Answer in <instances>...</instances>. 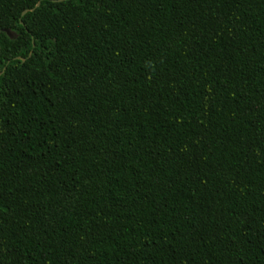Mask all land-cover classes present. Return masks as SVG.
<instances>
[{
  "label": "trees",
  "instance_id": "obj_1",
  "mask_svg": "<svg viewBox=\"0 0 264 264\" xmlns=\"http://www.w3.org/2000/svg\"><path fill=\"white\" fill-rule=\"evenodd\" d=\"M0 264H264V0H0Z\"/></svg>",
  "mask_w": 264,
  "mask_h": 264
}]
</instances>
